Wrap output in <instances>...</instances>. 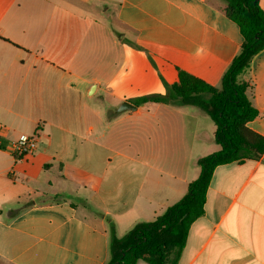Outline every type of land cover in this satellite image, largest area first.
Segmentation results:
<instances>
[{
  "label": "crops",
  "instance_id": "obj_1",
  "mask_svg": "<svg viewBox=\"0 0 264 264\" xmlns=\"http://www.w3.org/2000/svg\"><path fill=\"white\" fill-rule=\"evenodd\" d=\"M224 6L0 0V264H106L109 224L121 238L185 195L215 126L199 132L192 106L117 108L164 95L178 70L218 87L243 41ZM240 80L264 137V50ZM32 135L35 154L16 159ZM176 264H264V154L215 168Z\"/></svg>",
  "mask_w": 264,
  "mask_h": 264
},
{
  "label": "trees",
  "instance_id": "obj_2",
  "mask_svg": "<svg viewBox=\"0 0 264 264\" xmlns=\"http://www.w3.org/2000/svg\"><path fill=\"white\" fill-rule=\"evenodd\" d=\"M223 12L234 22L243 39L238 53L223 73L218 87L178 70V81L165 85L164 95L132 99L136 105L192 106L209 117L215 126L214 142L219 150L197 160L198 177L185 195L154 220L135 225L117 238L109 224V260L106 264H176L190 225L204 212L206 191L216 167L258 160L264 154V137L247 128L258 111L247 96L250 84L240 80L255 55L264 50V11L259 0H222ZM137 48V47H135Z\"/></svg>",
  "mask_w": 264,
  "mask_h": 264
},
{
  "label": "rangeland",
  "instance_id": "obj_3",
  "mask_svg": "<svg viewBox=\"0 0 264 264\" xmlns=\"http://www.w3.org/2000/svg\"><path fill=\"white\" fill-rule=\"evenodd\" d=\"M195 110V109H194ZM199 132L211 134V132L214 130V125L212 121L204 114H200V127ZM212 146V149H211ZM214 147V150H213ZM217 151L216 144H210L206 141L200 140L199 142H195L194 144V153L198 154L201 157L210 155ZM197 164V163H196ZM199 166L193 165L190 169L189 178L190 180H195L199 175ZM116 236V235H115Z\"/></svg>",
  "mask_w": 264,
  "mask_h": 264
},
{
  "label": "built area",
  "instance_id": "obj_4",
  "mask_svg": "<svg viewBox=\"0 0 264 264\" xmlns=\"http://www.w3.org/2000/svg\"><path fill=\"white\" fill-rule=\"evenodd\" d=\"M37 142L35 135L23 136L10 145L9 152L20 160L32 157L36 152Z\"/></svg>",
  "mask_w": 264,
  "mask_h": 264
},
{
  "label": "water",
  "instance_id": "obj_5",
  "mask_svg": "<svg viewBox=\"0 0 264 264\" xmlns=\"http://www.w3.org/2000/svg\"><path fill=\"white\" fill-rule=\"evenodd\" d=\"M94 89H95V85H92L90 88V94L93 92ZM135 109H136L135 105H133L127 101H124L119 105V107L117 108V111L122 113L125 111H134Z\"/></svg>",
  "mask_w": 264,
  "mask_h": 264
}]
</instances>
